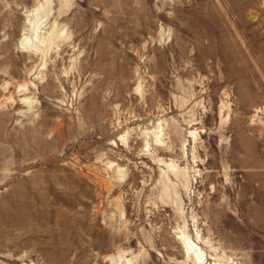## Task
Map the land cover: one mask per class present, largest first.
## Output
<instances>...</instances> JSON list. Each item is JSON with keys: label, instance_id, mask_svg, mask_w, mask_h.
<instances>
[{"label": "rangeland", "instance_id": "rangeland-1", "mask_svg": "<svg viewBox=\"0 0 264 264\" xmlns=\"http://www.w3.org/2000/svg\"><path fill=\"white\" fill-rule=\"evenodd\" d=\"M0 264H264V0H0Z\"/></svg>", "mask_w": 264, "mask_h": 264}, {"label": "bare ground", "instance_id": "bare-ground-1", "mask_svg": "<svg viewBox=\"0 0 264 264\" xmlns=\"http://www.w3.org/2000/svg\"><path fill=\"white\" fill-rule=\"evenodd\" d=\"M192 251V250H191ZM194 252V251H193ZM194 253H197V252H194Z\"/></svg>", "mask_w": 264, "mask_h": 264}]
</instances>
